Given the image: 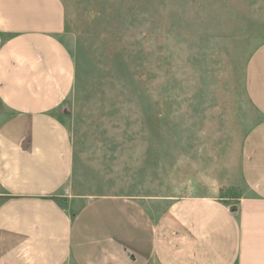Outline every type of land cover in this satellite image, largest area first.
Instances as JSON below:
<instances>
[{
  "label": "rangeland",
  "instance_id": "obj_1",
  "mask_svg": "<svg viewBox=\"0 0 264 264\" xmlns=\"http://www.w3.org/2000/svg\"><path fill=\"white\" fill-rule=\"evenodd\" d=\"M58 1L75 64L54 112L72 146L70 193L236 208L240 146L260 119L244 72L264 42V0Z\"/></svg>",
  "mask_w": 264,
  "mask_h": 264
},
{
  "label": "crops",
  "instance_id": "obj_2",
  "mask_svg": "<svg viewBox=\"0 0 264 264\" xmlns=\"http://www.w3.org/2000/svg\"><path fill=\"white\" fill-rule=\"evenodd\" d=\"M58 0H0V264H264V42L244 72L260 119L240 146L245 195L164 205L71 194L72 146L55 111L75 64Z\"/></svg>",
  "mask_w": 264,
  "mask_h": 264
}]
</instances>
